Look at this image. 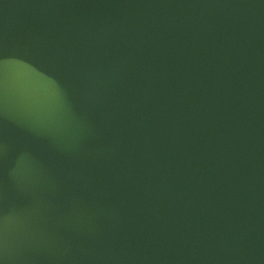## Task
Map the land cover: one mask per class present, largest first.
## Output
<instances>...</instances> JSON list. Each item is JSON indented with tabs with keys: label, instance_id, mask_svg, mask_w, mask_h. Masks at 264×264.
Instances as JSON below:
<instances>
[{
	"label": "water",
	"instance_id": "water-1",
	"mask_svg": "<svg viewBox=\"0 0 264 264\" xmlns=\"http://www.w3.org/2000/svg\"><path fill=\"white\" fill-rule=\"evenodd\" d=\"M0 264H264V0H0Z\"/></svg>",
	"mask_w": 264,
	"mask_h": 264
}]
</instances>
